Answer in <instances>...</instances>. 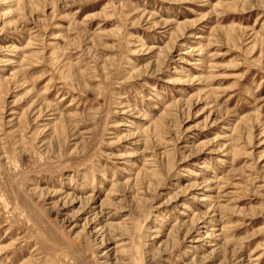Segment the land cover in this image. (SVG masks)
I'll use <instances>...</instances> for the list:
<instances>
[{"label":"rangeland","instance_id":"374dc122","mask_svg":"<svg viewBox=\"0 0 264 264\" xmlns=\"http://www.w3.org/2000/svg\"><path fill=\"white\" fill-rule=\"evenodd\" d=\"M0 264H264V0H0Z\"/></svg>","mask_w":264,"mask_h":264},{"label":"bare ground","instance_id":"6f19581e","mask_svg":"<svg viewBox=\"0 0 264 264\" xmlns=\"http://www.w3.org/2000/svg\"><path fill=\"white\" fill-rule=\"evenodd\" d=\"M105 227H101V229H104ZM102 233H100V235H101ZM104 239V238H103ZM105 240H107L106 238H105ZM103 243V242H102ZM108 253V251H106L104 254L106 255Z\"/></svg>","mask_w":264,"mask_h":264}]
</instances>
